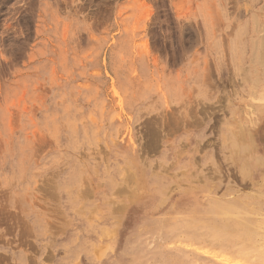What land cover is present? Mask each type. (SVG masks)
Masks as SVG:
<instances>
[{"label":"rangeland","instance_id":"374dc122","mask_svg":"<svg viewBox=\"0 0 264 264\" xmlns=\"http://www.w3.org/2000/svg\"><path fill=\"white\" fill-rule=\"evenodd\" d=\"M263 96L264 0H0V264H203L153 231L264 202Z\"/></svg>","mask_w":264,"mask_h":264},{"label":"bare ground","instance_id":"6f19581e","mask_svg":"<svg viewBox=\"0 0 264 264\" xmlns=\"http://www.w3.org/2000/svg\"><path fill=\"white\" fill-rule=\"evenodd\" d=\"M212 26V25H210ZM210 32V31H209ZM243 34V33H242ZM215 35V34H214ZM237 41V40H236ZM239 41V40H238ZM221 43V42H220ZM237 43V42H236ZM236 45V44H235ZM237 46V45H236ZM221 47V46H220ZM217 50V49H216ZM234 52V51H233ZM219 55V54H218ZM219 58V57H218ZM218 60V59H217ZM257 77V76H256ZM260 79V78H259ZM205 82V81H204ZM201 84V83H200ZM209 84V83H208ZM203 86V84H202ZM208 87V86H207ZM206 88V86H205ZM205 90V89H204ZM202 90V91H204ZM260 90V89H259ZM201 91V92H202ZM207 91V90H206ZM251 91V90H250ZM261 93V92H260ZM253 94V93H252ZM258 94V93H257ZM179 95V94H178ZM212 95V93H211ZM256 96V95H255ZM260 96V95H259ZM258 96V97H259ZM203 97V96H202ZM249 97V96H248ZM187 98V97H186ZM252 98V97H251ZM249 97V99H251ZM254 98V97H253ZM198 99V98H197ZM196 99V100H197ZM205 99V98H204ZM258 99V98H257ZM264 99V96H263ZM211 100V99H210ZM216 100V99H215ZM230 100V99H229ZM190 101V100H189ZM200 101V100H198ZM213 101V100H212ZM240 101V100H239ZM242 101V100H241ZM252 101V100H251ZM255 101V100H254ZM263 101V100H262ZM230 102V101H229ZM190 103V102H189ZM199 103V102H198ZM232 104V103H231ZM188 105V104H187ZM186 105V107H188ZM209 105V104H208ZM214 106V105H213ZM184 107V106H183ZM181 107V108H183ZM249 108V107H248ZM264 109V107H263ZM196 110V109H195ZM179 111V110H178ZM192 112V111H190ZM258 113V112H257ZM199 114V113H198ZM252 114V113H251ZM244 115V114H243ZM242 115V116H243ZM183 116V115H182ZM212 116V115H211ZM234 116V114H233ZM237 116V115H236ZM247 116V115H246ZM250 116V115H249ZM150 119V118H149ZM193 119V118H190ZM151 120V119H150ZM204 120V119H203ZM229 120V119H228ZM244 120V119H243ZM201 121V120H200ZM163 122V121H162ZM187 123V122H186ZM240 123V122H239ZM238 123V124H239ZM142 124V123H141ZM194 120L191 121V125ZM231 125V124H230ZM229 125V126H230ZM226 126V125H225ZM85 128V127H84ZM88 128V127H86ZM135 128V127H134ZM231 129V128H230ZM239 129V128H238ZM246 129V128H245ZM244 129V130H245ZM233 130V129H232ZM129 131V130H128ZM243 131V130H242ZM86 132V131H85ZM245 131H243L244 133ZM183 134V133H182ZM230 134V133H229ZM235 134V132H234ZM198 135V134H197ZM252 135V134H251ZM163 136V135H162ZM161 136V137H162ZM238 136V135H236ZM174 137V136H173ZM245 137V136H244ZM249 137V135H248ZM164 138V137H163ZM167 138V137H166ZM226 138V137H225ZM239 138V137H238ZM197 139V138H196ZM163 140V139H162ZM165 140V139H164ZM248 140V139H247ZM246 140V141H247ZM168 141V140H167ZM172 141V140H171ZM174 141V140H173ZM191 141V140H190ZM245 141V142H246ZM135 142V141H134ZM166 142V141H165ZM231 142V141H230ZM248 142V141H247ZM254 142V141H253ZM160 143V142H159ZM171 143V142H170ZM244 143V142H243ZM183 144V143H182ZM248 144V143H247ZM250 144V142H249ZM77 145V144H76ZM161 145V144H160ZM165 145V144H164ZM169 145V144H168ZM228 145V144H227ZM234 145V144H233ZM257 145V144H256ZM258 146V145H257ZM187 147V145H186ZM192 147V146H191ZM225 148V147H224ZM90 150V149H89ZM146 150V149H145ZM187 150V149H186ZM191 150V149H190ZM237 150V149H236ZM235 150V151H236ZM255 150V149H254ZM138 151V150H137ZM141 151V150H140ZM173 151V150H172ZM185 151V150H184ZM252 151V150H251ZM96 152V151H94ZM232 152V150H231ZM250 152V151H249ZM254 152V151H253ZM256 152V151H255ZM142 153V152H141ZM211 153V152H210ZM229 153V152H228ZM241 153V152H240ZM245 153V152H244ZM246 154V153H245ZM264 154V153H263ZM93 155V154H92ZM207 155V154H206ZM244 155V154H243ZM249 155V154H248ZM256 156V154H254ZM129 156V155H128ZM132 156V155H131ZM145 156V155H144ZM238 156V155H237ZM240 156V155H239ZM238 156V157H239ZM166 157V156H165ZM209 157V156H208ZM244 157V156H243ZM133 159V158H132ZM131 159V160H132ZM239 159V158H238ZM214 160V158H213ZM216 160V159H215ZM255 160V159H254ZM190 161V160H189ZM141 162V161H140ZM159 162V161H158ZM166 162V161H162ZM172 162V161H171ZM170 162V163H171ZM183 162V161H182ZM187 162V161H186ZM213 162V161H212ZM234 162V161H233ZM236 162V161H235ZM263 162V161H262ZM157 163V162H156ZM161 163V162H160ZM179 163V162H178ZM189 163V162H187ZM244 163V162H243ZM255 163V162H254ZM119 164V163H118ZM136 164V163H135ZM128 165V164H127ZM133 165V164H132ZM158 165V164H157ZM187 165V164H186ZM202 165V164H201ZM236 165V164H234ZM199 166V165H198ZM206 166V165H205ZM116 167V166H115ZM128 167V166H127ZM147 167V166H146ZM154 167V166H153ZM171 167V166H170ZM177 167V166H176ZM200 167V166H199ZM123 168V167H122ZM121 168V169H122ZM129 168V167H128ZM134 168V167H133ZM137 168V167H136ZM152 168V167H151ZM150 168V170H151ZM169 168V167H168ZM211 168V167H210ZM220 168V167H219ZM120 169V170H121ZM190 169V168H189ZM123 170V169H122ZM129 170V169H128ZM166 170V169H165ZM168 170V169H167ZM183 170V169H182ZM110 171V170H109ZM191 171V170H190ZM122 172V171H121ZM124 172V171H123ZM154 172V169H153ZM186 172V171H185ZM242 172V171H241ZM250 172V171H249ZM133 173V172H132ZM193 173V172H192ZM208 173V172H207ZM212 173V172H211ZM251 173V172H250ZM171 174V173H170ZM183 174V173H182ZM210 174V173H208ZM222 174V173H221ZM114 175V174H113ZM135 175V174H134ZM150 175V173H149ZM121 176V175H120ZM178 176V175H177ZM264 176V175H263ZM113 177V176H112ZM155 177V176H154ZM209 177V176H208ZM218 177V176H217ZM153 178V176H152ZM173 178V176H172ZM210 178V177H209ZM263 178V177H262ZM110 179L111 176H110ZM214 179V178H213ZM161 183L160 177L155 179ZM154 180V181H155ZM171 180V179H170ZM202 180V179H201ZM115 181V180H114ZM127 181V180H126ZM262 181H264L262 179ZM113 182V181H112ZM139 182V181H138ZM167 182V181H166ZM169 182V181H168ZM195 182V181H194ZM119 183V182H118ZM128 183V182H127ZM153 183V182H152ZM258 183V182H257ZM115 184V183H114ZM147 184V183H146ZM142 185L139 184V186ZM210 185V184H209ZM126 186V185H125ZM218 186V185H217ZM116 187V186H114ZM123 187V186H122ZM142 191L131 193V199H127L124 206L139 201H147L143 214L151 215L159 212L163 207L161 192L154 193L152 197H146ZM176 187V186H175ZM113 188V187H112ZM119 188V187H118ZM127 188V187H126ZM121 189V188H120ZM162 189V188H161ZM164 189V188H163ZM115 190V189H114ZM132 188L128 191L131 192ZM160 190V189H159ZM184 190V189H183ZM216 190V188H215ZM79 191V190H78ZM81 191V190H80ZM113 191V190H112ZM170 191V190H169ZM114 192V191H113ZM235 192V190H234ZM169 193V192H168ZM189 193V192H188ZM214 193V192H213ZM218 193V192H217ZM148 194V193H147ZM190 194V193H189ZM192 195V194H191ZM206 195V194H205ZM229 195V194H228ZM194 196V194H193ZM212 197V196H211ZM256 197V196H255ZM186 198V197H185ZM199 198V197H198ZM244 198V197H243ZM197 199V198H196ZM207 199V198H206ZM245 199V198H244ZM182 201V199H180ZM243 200V199H242ZM114 201V200H112ZM187 201V199H186ZM189 201V200H188ZM190 202V201H189ZM259 202V201H258ZM146 203V202H145ZM183 203V202H181ZM191 203V202H190ZM252 203V202H251ZM144 204V202H143ZM184 204V203H183ZM176 205V204H175ZM179 205V204H178ZM181 205V204H180ZM185 205V204H184ZM183 205V206H184ZM117 206V205H116ZM166 206V205H165ZM140 207V206H139ZM143 207V206H142ZM141 207V208H142ZM167 207V206H166ZM185 207V206H184ZM119 208V207H118ZM117 208V209H118ZM121 208V207H120ZM179 208V207H178ZM127 209V207H126ZM177 209V208H176ZM124 210V207L123 209ZM113 211V210H112ZM125 211V210H124ZM171 211V210H170ZM182 211V209H181ZM169 212V211H168ZM177 212V211H176ZM120 213V212H119ZM161 213V211H160ZM166 213V212H165ZM181 213V212H180ZM180 219L171 218L170 226L162 227L153 232L161 236H169V240L184 256L195 262L203 264H264V202L257 205H247L238 200L222 202L215 198H209L199 204L186 206ZM154 215V214H153ZM165 215V214H164ZM167 218V219H168ZM147 221V220H146ZM145 220L143 224L148 223ZM163 224V222H162ZM159 226V225H158ZM149 227V226H148ZM155 228V227H153ZM152 228V229H153ZM100 229V228H99ZM104 231V230H103ZM156 238V236H155ZM155 241V240H154ZM153 245V243L151 244ZM152 248V247H150ZM164 251L159 246L156 255L164 258ZM189 261V260H188Z\"/></svg>","mask_w":264,"mask_h":264}]
</instances>
